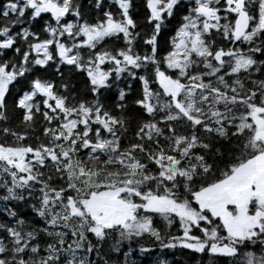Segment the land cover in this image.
<instances>
[{
	"label": "snow or ice",
	"instance_id": "1",
	"mask_svg": "<svg viewBox=\"0 0 264 264\" xmlns=\"http://www.w3.org/2000/svg\"><path fill=\"white\" fill-rule=\"evenodd\" d=\"M0 205V264H264V0L0 5Z\"/></svg>",
	"mask_w": 264,
	"mask_h": 264
},
{
	"label": "trees",
	"instance_id": "2",
	"mask_svg": "<svg viewBox=\"0 0 264 264\" xmlns=\"http://www.w3.org/2000/svg\"><path fill=\"white\" fill-rule=\"evenodd\" d=\"M80 2L85 5V8L87 9V6L92 3V0H80ZM7 3V0H0V5H4ZM173 24H175V20H173ZM135 87V86H134ZM18 205V210L25 214L29 219L33 217L32 211L30 208L25 206L21 202H12L13 207H17ZM2 207V205H0ZM3 218L2 213H0V219ZM127 250V246L125 245V251ZM161 251L159 249H154L152 252V259H154L157 255V253ZM119 258L122 260L123 259V254H119ZM131 260H136L142 262V264H152V259H149L147 257L141 256V254L135 250L134 247V254H132L129 257ZM166 259H169L173 261V264H198V262L202 261L203 264H208L209 262V257L207 254H191L185 250L184 252L178 251L176 249H168L167 250V255L164 257ZM107 259V257H106ZM113 260L116 259V256L114 255L112 257Z\"/></svg>",
	"mask_w": 264,
	"mask_h": 264
}]
</instances>
